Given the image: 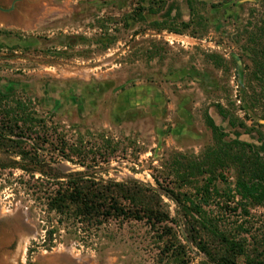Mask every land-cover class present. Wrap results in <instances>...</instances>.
<instances>
[{
  "label": "rangeland",
  "instance_id": "1",
  "mask_svg": "<svg viewBox=\"0 0 264 264\" xmlns=\"http://www.w3.org/2000/svg\"><path fill=\"white\" fill-rule=\"evenodd\" d=\"M189 1L16 0L0 11V117H16L44 161L0 167V264H216L165 190L194 196L211 168L234 188L239 160L264 155V0H192L198 20L183 28ZM15 155L0 149V162ZM76 171L156 187L169 220L60 222L45 195ZM248 210L221 215L249 228L236 234L237 264L264 261V202Z\"/></svg>",
  "mask_w": 264,
  "mask_h": 264
},
{
  "label": "trees",
  "instance_id": "2",
  "mask_svg": "<svg viewBox=\"0 0 264 264\" xmlns=\"http://www.w3.org/2000/svg\"><path fill=\"white\" fill-rule=\"evenodd\" d=\"M189 6L192 20L182 22L183 28L190 26L195 16L198 20L199 11L192 0L189 1ZM231 123L235 124L234 121ZM214 128L218 129L217 126ZM26 130L16 117H0V149L16 154L22 159L20 161L14 158L12 164L8 165L0 162V167H10L16 163L30 171V164H43L44 161L36 152L31 154L24 147L22 136ZM235 143L244 144L239 141ZM34 149L36 150V147ZM238 167L240 173L234 188L220 189L214 184L216 172L211 168L210 176L194 196L185 194V198H182L173 190H165V195L177 204L179 211L186 218L189 217L190 227L202 238L205 237L199 241L195 237L194 241L206 253L208 261L216 264H237V257L246 252V240L237 238V235L239 231L248 232V226L241 222L234 230L229 229L223 216L233 215L239 207L243 214L248 215L250 205L264 202V155L254 151L245 162L239 160ZM58 177L60 176H54L57 186L46 193L45 203L47 211H54L61 219L60 222L69 218L83 224L99 226L111 218H134L147 219L156 224L170 218L169 212L163 208L159 190L137 179H103L82 171L66 174L64 178L61 176V179ZM237 195L240 199L236 202ZM212 203L217 206L218 213L210 210ZM232 203L235 204L231 206ZM247 264H264V261L249 258Z\"/></svg>",
  "mask_w": 264,
  "mask_h": 264
},
{
  "label": "water",
  "instance_id": "3",
  "mask_svg": "<svg viewBox=\"0 0 264 264\" xmlns=\"http://www.w3.org/2000/svg\"><path fill=\"white\" fill-rule=\"evenodd\" d=\"M15 1L16 0H14L9 7H3V6L0 5V10L5 11V12L12 11L14 9V7H15V4H14ZM50 255H53V254H50Z\"/></svg>",
  "mask_w": 264,
  "mask_h": 264
},
{
  "label": "bare ground",
  "instance_id": "4",
  "mask_svg": "<svg viewBox=\"0 0 264 264\" xmlns=\"http://www.w3.org/2000/svg\"><path fill=\"white\" fill-rule=\"evenodd\" d=\"M26 240H27V237L21 236L20 245H19V250L20 251H23L25 249V244L24 243L26 242ZM53 256H55V255H53Z\"/></svg>",
  "mask_w": 264,
  "mask_h": 264
},
{
  "label": "flooded vegetation",
  "instance_id": "5",
  "mask_svg": "<svg viewBox=\"0 0 264 264\" xmlns=\"http://www.w3.org/2000/svg\"><path fill=\"white\" fill-rule=\"evenodd\" d=\"M1 11V10H0Z\"/></svg>",
  "mask_w": 264,
  "mask_h": 264
}]
</instances>
